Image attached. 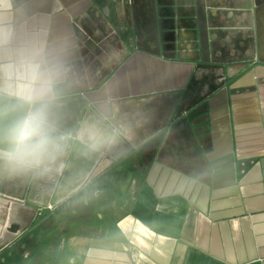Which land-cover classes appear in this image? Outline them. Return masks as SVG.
Segmentation results:
<instances>
[{"label": "crops", "instance_id": "crops-1", "mask_svg": "<svg viewBox=\"0 0 264 264\" xmlns=\"http://www.w3.org/2000/svg\"><path fill=\"white\" fill-rule=\"evenodd\" d=\"M5 14L57 69L63 150L0 170V264H264V0ZM0 105V126L25 108Z\"/></svg>", "mask_w": 264, "mask_h": 264}, {"label": "clouds", "instance_id": "clouds-1", "mask_svg": "<svg viewBox=\"0 0 264 264\" xmlns=\"http://www.w3.org/2000/svg\"><path fill=\"white\" fill-rule=\"evenodd\" d=\"M11 0H0V97L12 96L23 111L0 126V170L46 172L63 150V137L51 119L57 69L32 40L18 38L6 16ZM6 109L0 105V120Z\"/></svg>", "mask_w": 264, "mask_h": 264}]
</instances>
